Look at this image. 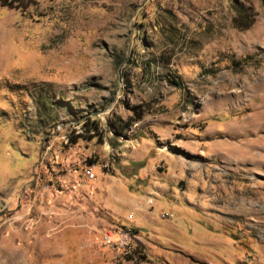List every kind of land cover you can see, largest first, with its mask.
<instances>
[{
  "label": "rangeland",
  "instance_id": "374dc122",
  "mask_svg": "<svg viewBox=\"0 0 264 264\" xmlns=\"http://www.w3.org/2000/svg\"><path fill=\"white\" fill-rule=\"evenodd\" d=\"M0 264H264V0H0Z\"/></svg>",
  "mask_w": 264,
  "mask_h": 264
},
{
  "label": "trees",
  "instance_id": "16d2710c",
  "mask_svg": "<svg viewBox=\"0 0 264 264\" xmlns=\"http://www.w3.org/2000/svg\"><path fill=\"white\" fill-rule=\"evenodd\" d=\"M235 10H236V15L232 19L234 26L240 30L248 29L254 22L252 15L249 12H247L248 9L236 7ZM140 118H141V115H138L136 117V119H140ZM84 126L87 129V131L94 132L92 134H95V135L89 136V138H92V137L97 136L99 134L98 130H100V129H99V125H98L97 121H94V120L86 121ZM110 128L112 129V131L119 134V133H121L120 128H122V125L120 123H115L114 121H111L110 122ZM78 136H80V135H78Z\"/></svg>",
  "mask_w": 264,
  "mask_h": 264
},
{
  "label": "built area",
  "instance_id": "2783aa9c",
  "mask_svg": "<svg viewBox=\"0 0 264 264\" xmlns=\"http://www.w3.org/2000/svg\"><path fill=\"white\" fill-rule=\"evenodd\" d=\"M88 176L93 177V173H88ZM105 243L112 248H121L124 251H128L131 246L132 233L131 229L126 227H120L118 230L105 231L104 233Z\"/></svg>",
  "mask_w": 264,
  "mask_h": 264
}]
</instances>
